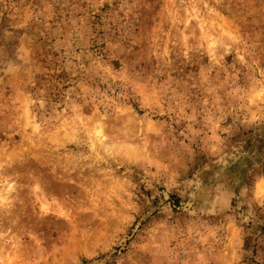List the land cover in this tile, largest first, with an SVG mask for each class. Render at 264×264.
<instances>
[{"label": "rangeland", "instance_id": "1", "mask_svg": "<svg viewBox=\"0 0 264 264\" xmlns=\"http://www.w3.org/2000/svg\"><path fill=\"white\" fill-rule=\"evenodd\" d=\"M260 186L264 0H0V264H264Z\"/></svg>", "mask_w": 264, "mask_h": 264}, {"label": "bare ground", "instance_id": "2", "mask_svg": "<svg viewBox=\"0 0 264 264\" xmlns=\"http://www.w3.org/2000/svg\"><path fill=\"white\" fill-rule=\"evenodd\" d=\"M97 134H100V136L98 135V136H99L98 139L101 141V140H102V139H101L102 136H104L103 133H102V130H101V129H98V130H97ZM258 186H259V185H258ZM260 189L262 190V189H264V188H262V186H260Z\"/></svg>", "mask_w": 264, "mask_h": 264}]
</instances>
